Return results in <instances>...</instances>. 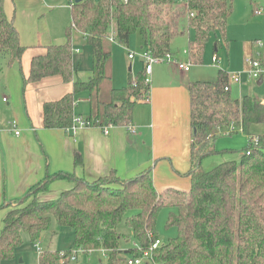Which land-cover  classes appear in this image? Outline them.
<instances>
[{
	"label": "trees",
	"instance_id": "1",
	"mask_svg": "<svg viewBox=\"0 0 264 264\" xmlns=\"http://www.w3.org/2000/svg\"><path fill=\"white\" fill-rule=\"evenodd\" d=\"M178 2L83 0L73 5L67 43L49 46L45 54L33 57L29 75L23 77V90L28 84L53 76H61L65 82L74 81L71 94L44 105V128H71L78 118L76 97L83 92L91 95L93 114L86 120L93 126L132 125L142 93L149 90L145 86V70L143 67L135 79L131 77L127 87L111 88L109 44L127 46L131 36L138 33L144 42L143 49L152 56L171 53L172 42L179 34L177 19L182 14H174ZM189 9L194 14L189 17L185 13L193 33L189 58L193 65H201L211 38L217 39V45L220 39L227 38L233 3L190 0ZM76 32L92 49L93 76L87 82L75 80L72 41ZM25 51L14 22L6 16L5 0H0V62L8 60L20 68ZM227 83L228 74L219 70L215 82L189 84L193 142L188 193H159L151 170L128 180H121L113 171L92 183L67 173L47 175L23 199L13 202L19 203L20 208L11 209L4 218V227L0 229V264H17L23 235L32 245L38 244L53 219L59 227L71 230L75 240L64 257L58 251L48 250L40 255L39 264H58L75 251L101 250L107 252V264H128L129 257H141L160 240L157 219L167 208L172 211L166 228H175L177 235L167 243L161 242L151 253L149 264H264V103L253 95L234 99L231 88L225 91ZM239 132L248 138L240 160L225 161L205 170V159L231 152L217 150L221 133ZM75 163H80L79 157ZM64 178L73 179L75 186L57 199H38L52 180ZM123 220L137 246L133 249L121 248L119 225Z\"/></svg>",
	"mask_w": 264,
	"mask_h": 264
},
{
	"label": "crops",
	"instance_id": "2",
	"mask_svg": "<svg viewBox=\"0 0 264 264\" xmlns=\"http://www.w3.org/2000/svg\"><path fill=\"white\" fill-rule=\"evenodd\" d=\"M72 6L68 5L71 16L61 14L60 17L58 14L53 17L54 8L47 0H5L6 16L14 22L26 51L20 68L7 60L8 68L1 74L0 228L4 227V218L12 209L10 204L15 206L13 202L23 199L47 175L67 173L92 183L113 171L121 180H128L151 170L153 183L159 193L168 190L188 193L191 187L188 174L192 168L193 130L189 84L193 81L190 70L183 71L176 64H171L173 67L167 74H155L153 66L150 102H140L133 113L131 126L135 132H130L128 127H113L106 135L103 128L93 125L79 129L76 133L44 128V105L71 94L74 81L65 82L61 76H53L28 84L23 90V77L29 75L33 57L45 54L49 46L67 43ZM254 8L256 16L251 17L245 25L253 32L250 31L248 37L235 39L241 45H235V48L242 49L245 54L243 70L246 69V58L261 52L256 42L264 39V0H256ZM259 10H262L260 15L257 14ZM57 24L59 27L56 30ZM72 42L75 80L87 82L93 76L92 49L80 33L74 34ZM216 45L215 53L220 46L219 43ZM112 48L113 45L111 51ZM131 72L130 67V78ZM110 73V87L120 88L113 83V58ZM226 74L229 75V72ZM258 83L244 78L243 84L232 85L231 92L236 89L239 95L242 94L240 99L247 94L256 96L264 103V83ZM3 98L8 101L4 103ZM139 105L143 106L139 108ZM92 114L90 93L79 94L76 97L75 115L86 119ZM12 122L17 123L20 135L17 136L13 131ZM216 147L218 151L223 150L218 148V143ZM77 157L80 158L79 164L75 163ZM210 158L202 163L205 170L206 166L210 168L211 165H218L219 160L210 162ZM74 186L70 178L52 180L47 190L38 195V199H57Z\"/></svg>",
	"mask_w": 264,
	"mask_h": 264
},
{
	"label": "rangeland",
	"instance_id": "3",
	"mask_svg": "<svg viewBox=\"0 0 264 264\" xmlns=\"http://www.w3.org/2000/svg\"><path fill=\"white\" fill-rule=\"evenodd\" d=\"M50 5L54 8L53 17L60 14H67L71 16V10L68 8L69 4L75 5L74 0H47ZM73 1V2H71ZM233 3V13L229 20V28L226 39H220L218 52L215 53V45L217 39L212 37L206 47L204 54L203 63L201 65H192L190 69V76L193 82H215L219 78V70L229 72V75L243 70V57L245 56L242 49L235 48V45L241 46L240 42L235 39L245 38L250 35L249 26H245L249 23L250 18L254 17L255 1L256 0H231ZM182 13V14H181ZM176 16L180 15L177 19V27L179 29L176 37L174 38L171 45V54L175 55L180 63L191 62L189 58V41L193 39V33L188 28L187 15L177 9L174 13ZM56 18V17H55ZM164 19H168L166 16ZM169 20V19H168ZM59 24L55 26L56 30ZM253 32V31H252ZM143 39L140 34L136 33L131 36L130 42L127 46L119 43L111 42L109 48H112L113 58V83L115 86L120 88L127 87L130 81L129 69L132 68L131 75L133 79L142 71L144 63L142 60L143 54L146 52L143 49ZM134 54L135 59L130 60L129 55ZM217 56L218 62H213V57ZM173 65L171 63L156 64L154 67L155 74L162 73L167 74L169 69ZM7 60H1L0 62V86H3L1 74L7 70ZM253 85V84H252ZM233 86H231L232 89ZM234 99H240L242 97L236 89L231 92ZM247 95V94H245ZM139 105L138 107H142ZM137 107V108H138ZM145 107H147L145 105ZM221 133L218 138V148L223 150H230L231 152L219 154L208 159L210 162L219 160V163L235 160L239 161L243 150L248 144V138L242 133H233L232 135H225ZM222 150V151H223ZM213 158V159H212ZM213 160V161H212ZM215 166L211 165L207 170L213 169ZM19 203H15L12 209H19ZM172 210L170 208L163 209L157 219V232L161 242L167 243L170 239L176 237L177 230L175 228L167 229V219ZM2 229V227L0 228ZM119 233L121 235V248L129 250L135 248V242L131 233L130 228L127 226L126 220H123L119 225ZM74 234L71 230L61 228L57 225L55 219L52 220L50 229L43 234L42 239L38 244V248L42 251H58L69 252L74 243ZM24 245L20 252V258L17 264H39L38 251L35 250L34 245L29 242L27 236L23 235ZM65 255V254H64ZM70 254L66 257V260H60L58 264H107V255L102 251H95L92 254L79 253L76 255L77 260L71 261ZM129 254L125 255L128 256ZM21 259L23 262H21Z\"/></svg>",
	"mask_w": 264,
	"mask_h": 264
},
{
	"label": "built area",
	"instance_id": "4",
	"mask_svg": "<svg viewBox=\"0 0 264 264\" xmlns=\"http://www.w3.org/2000/svg\"><path fill=\"white\" fill-rule=\"evenodd\" d=\"M189 2L190 0H179L177 6V11L181 10L184 11V13L188 14L189 17H194V14L190 12L189 9ZM262 13V10L257 11V14L260 15ZM257 47L260 49L261 52L257 53L255 56H249L246 58V69L240 72L233 73L231 75H228V83L225 86V91H230V88L233 84L235 85H241L244 82V78H246L248 81H263L264 83V39L259 40L256 42ZM189 53V52H188ZM129 59L133 60L135 59L134 54L129 55ZM142 60L144 63V70L146 74L145 79V86L150 87L151 85V75L153 71V66L156 64H162V63H171L176 64L179 69L183 71H189L192 67V62L187 63H180L179 60L176 59V57L171 53H166L165 55L161 57H154L151 55L150 52H145L142 56ZM213 62L217 63L218 58L217 56L213 57ZM143 98L141 99V102H150V93L149 90L142 93ZM8 101L7 98H3V102L6 103ZM12 129L15 132V134L18 136L20 135V131L17 130V123L12 122L11 123ZM92 126V123L90 121H87L86 119L82 118H75L73 126L67 130L76 133L79 129ZM113 128L112 125H108L103 127V131L106 135L109 134L110 130ZM128 130L130 132H135V129L133 126H128ZM226 135H229L226 134ZM161 245V241L157 240L155 241L149 251H144L142 253V256L139 258H128V264H149V261L152 258L151 253L156 250ZM137 247V246H136ZM36 250L38 251V254L41 255L43 252L38 248V244L36 246ZM141 251V249L139 248ZM104 254H107L105 250H101ZM79 253L84 254H92L93 251L83 252V251H75L73 255L70 257L71 261H76L77 257L76 255ZM64 253H62V257H64ZM150 259V260H149Z\"/></svg>",
	"mask_w": 264,
	"mask_h": 264
},
{
	"label": "water",
	"instance_id": "5",
	"mask_svg": "<svg viewBox=\"0 0 264 264\" xmlns=\"http://www.w3.org/2000/svg\"><path fill=\"white\" fill-rule=\"evenodd\" d=\"M75 1V4H79L81 3L83 0H74ZM263 83V81H259L258 85H261ZM21 262H23V260L21 259Z\"/></svg>",
	"mask_w": 264,
	"mask_h": 264
}]
</instances>
